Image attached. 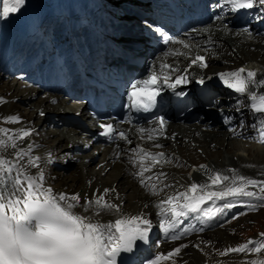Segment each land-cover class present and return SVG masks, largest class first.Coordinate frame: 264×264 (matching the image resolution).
Here are the masks:
<instances>
[{
  "label": "bare ground",
  "instance_id": "obj_1",
  "mask_svg": "<svg viewBox=\"0 0 264 264\" xmlns=\"http://www.w3.org/2000/svg\"><path fill=\"white\" fill-rule=\"evenodd\" d=\"M96 6L98 13L101 14L99 9L103 8L105 4L98 3ZM98 17L95 16V20ZM54 25L58 32L56 36L50 35L49 31L39 32L33 36V46L29 51H26L27 55L21 59L26 62L21 68L17 67L16 75L14 72L12 73V67L6 65V61L11 54L20 57V54L27 49L25 40L8 36L4 42H0V127L9 129V134L31 130L32 134L29 137L24 138L23 141H17V143L18 147L22 148L31 144L30 155L40 157L39 164L41 165L40 170L44 173L45 187H50L56 194L64 193L68 196L79 194L82 203L103 194V190L106 188L115 189L114 193H107L105 199L119 204L121 212L102 215L98 220L107 223L114 222L118 218L128 219L131 216L141 215L160 224L161 221L169 219L170 213L167 210L171 207L162 204L161 201L184 192L187 184L194 177L199 181V184L210 185L209 176L213 174V170H220L222 174L232 176L233 174L229 170L234 169L236 175L264 180V150L259 146L248 144L250 141L248 137L250 135L251 138L253 137L255 129L253 130L250 124L243 125L244 128H229V125H226L227 122L220 116L219 99L214 104L217 107L214 111H204L203 116L198 119L170 122L171 128L166 138L150 141L147 139L148 133L145 134L146 142L162 150L167 160H174L173 153H177L183 158V160L177 161V166L172 167V165L160 162L152 167L151 172L145 173V177L149 176L146 175L147 173H151L150 176L153 179L146 180V183L155 185L154 190L141 186L140 178L134 174L140 170V161L133 159L136 160V163L133 164L131 162L133 160L129 156L125 157L126 152H122L124 157L122 156L120 160H116L114 154H109V152H99L96 161H93L91 159L92 151L97 146L87 149L84 144L77 145L81 140H76V138L81 137V132L77 127L68 124L65 113L63 114L66 107L71 106L69 100L53 91L47 82V72L55 63L53 58L59 49L64 48L61 47V42L66 41L64 39L66 26L62 15L56 16ZM186 36L195 38L187 39L184 42L191 46L190 50H193L194 47L207 48V45H212V48L208 49L211 63L206 70L222 69V73L235 71L239 69L235 65L247 61V59L261 62L264 67V37L248 39L249 35L235 34L234 28L227 25L220 26L218 21H214L210 25H198L197 29L188 31ZM177 47L182 48L184 53L189 50L183 48L181 43H177ZM243 47L247 52L246 55L242 51ZM182 58L184 56H175L177 61ZM56 59L61 62L64 60V56L58 55ZM155 59L158 62L164 60L161 53H158ZM185 60L186 58L183 59L184 62ZM247 67L251 70V66ZM262 78H264V71L258 72L257 80ZM224 85L225 83L220 79L216 87L224 89ZM255 91L264 95V87H257ZM229 98L234 99L233 97ZM79 108H83V106H79ZM52 111L53 113H50ZM78 113L82 120L89 118L83 109H79ZM10 116L19 117V122L5 123L4 119ZM215 120L218 121L215 123L219 124V128L214 127ZM30 138L32 139L30 140ZM158 143H164V146L156 147L155 145ZM201 143L207 144L211 151L203 152L202 150V154H196L194 149L196 146V148H199V145L202 146ZM126 144L129 143L126 141ZM15 151L11 148L6 151L0 149V155L6 159L14 160ZM56 157L61 159L67 157L73 161L76 166L75 170L67 174L70 170L68 164L63 161L57 163ZM27 159L28 157H25L24 160L17 162V165H25ZM148 161L153 164L148 159L143 161L144 165H148ZM188 162L191 164L200 162L206 168L201 167L195 172L188 173L187 167L184 166ZM112 168L113 171L109 172ZM28 172L33 175L38 174L35 168H29ZM161 172L165 175L156 179V175ZM229 183L210 186L206 190L222 191ZM247 190L258 192V189L251 187ZM197 194H202V192L198 191ZM183 202L184 200L181 198L180 203ZM225 202H232L235 206L225 209L222 214H218L212 220L203 218L201 213H194L196 223H192L191 213L180 218L178 226H185L189 223L191 233L185 232L184 239L178 242L164 243L157 248L155 257L171 252L176 247L186 245V247H182L180 254L173 258L186 261L187 264H245L242 256L239 258L236 253L221 256L219 252L218 254L214 252L213 247L221 242L229 244L237 240L234 235L230 234L229 225L225 219L238 214H241L239 215L241 217L246 209L250 208L249 205L261 202L251 198L231 201L213 200L206 202L201 207L220 206ZM94 212L95 206L89 215H94ZM93 222H97V219H94ZM231 247L233 246L230 245L229 248ZM226 249L228 248L226 247Z\"/></svg>",
  "mask_w": 264,
  "mask_h": 264
},
{
  "label": "snow or ice",
  "instance_id": "obj_2",
  "mask_svg": "<svg viewBox=\"0 0 264 264\" xmlns=\"http://www.w3.org/2000/svg\"><path fill=\"white\" fill-rule=\"evenodd\" d=\"M24 3L25 0H5L0 15L7 17L10 13H16ZM257 6H264V0H224L221 10L223 7H230L232 11L251 10ZM163 42L167 44L169 40L164 39ZM172 42L181 43L183 48L189 49L188 53L179 51L170 53L189 59V68L197 65L200 68L208 66L205 56L199 54L192 56L189 44L182 41ZM189 68H185L183 74L177 75L173 80L171 73L181 70L172 64L161 63L158 66L160 75L157 71H152L146 78L132 82L128 95L133 106L147 111L160 95L162 83L171 89L187 83L186 74ZM164 70H167V73ZM219 75L228 88L250 98L251 110L254 113L264 114V95L255 91L257 87H264V78L257 80V71L250 70L246 66ZM199 82L202 84L204 80L201 79ZM4 122L18 123L19 117H7ZM159 123L163 129V118H159ZM261 125V142L264 143V119ZM252 127L255 129L257 125L253 124ZM101 128L104 129L103 135L112 136L114 129L111 124H101ZM9 133V129L0 127V149L16 150L14 160L0 155V264H116V257L121 251H131L137 240L148 239L151 221L141 215L131 216L128 219L118 218L114 222L107 223L98 220L102 215L121 212L119 204L105 199V195L109 192L114 193L115 189L106 188L103 194L82 203L79 194L71 196L64 193L56 194L50 187H45L44 173L40 170V157L30 155L31 144L22 148L18 147L17 143L29 137L32 134L31 130H22L16 134ZM119 138L131 143L124 132H119ZM147 138L150 141L154 139L151 134H148ZM155 146L161 147L159 144ZM131 151L140 161V170L135 175L140 178L141 186L154 190L155 185L146 183V180H151L153 177H145V173L151 172L152 167L159 164L165 154L152 153L140 146ZM25 157H28L26 164L18 166L17 162L24 160ZM145 158L153 162L152 166L144 165ZM131 162L135 164L136 160ZM201 167L206 168L204 165ZM29 168L37 169L38 174H30ZM229 172L233 175L215 172L209 176L210 185L192 183L186 192H180L175 197L161 201L162 204L171 207L167 210L170 213L169 219L161 221L159 226L167 233L176 228L180 224V218L188 213H202L203 218L212 220L218 214H222L225 209L235 206L232 202H225L220 206L201 207L213 200L231 201L251 198L259 200L261 206H264V180L236 175L234 169H230ZM164 175L161 172L156 175V179ZM225 182L230 183L222 191L206 190L210 186ZM249 187L258 189V192L247 190ZM198 191L202 194H197ZM153 194H155L154 191ZM181 198L184 200L183 203H180ZM93 206H95L94 215H89L93 212ZM249 207L255 209L256 205L251 204ZM94 219H97V222H93ZM173 239H179V236H173ZM182 247L186 245L176 247L167 254L157 255L151 264H162L164 261L177 257ZM262 250H264V242L249 240L237 247L225 249L220 252V255L261 253ZM245 264H264V259H251Z\"/></svg>",
  "mask_w": 264,
  "mask_h": 264
},
{
  "label": "rangeland",
  "instance_id": "obj_3",
  "mask_svg": "<svg viewBox=\"0 0 264 264\" xmlns=\"http://www.w3.org/2000/svg\"><path fill=\"white\" fill-rule=\"evenodd\" d=\"M4 3H5V0H1V12L0 13H2ZM7 17H4V20H3L5 22L4 25L3 24H2L3 26L0 25V37H4V31L6 30L7 22H8V18ZM2 33H3V35H1ZM242 51H243V53L245 55L247 54V52L244 49V47L242 48ZM4 82H6V81H4ZM262 119L263 118L260 119L259 117L254 118V122H256V124H257L256 128H257L258 135H260V130H261V127H262V125H261ZM215 122H218V121L215 120L214 123ZM214 127L215 128H219L220 126H219V124L217 125L215 123ZM236 128H238V127H236ZM242 128H244V126ZM257 132L255 130L254 137L252 139H250L248 144L250 143L249 145H251V146L255 145V147L259 146V147H261L264 150V143H262V142L257 140V137H256V135H257L256 133ZM201 144H202V146L199 145V148H196L197 146L195 147L194 150H195L196 154H202V150H203V152L211 151L209 149V147H207L208 146L207 144H205V143H201ZM204 147L207 148V149H205ZM202 148H204V149H202ZM75 168H76V166L74 165L69 171L67 170L68 171L67 174H69L70 172L74 171ZM112 171H113V168L109 172H112ZM258 204H259V206L256 205L255 209H253V208L247 209L246 212L244 213V215H242L241 217L239 216L241 214H238L236 217H231V218H229L227 220V223L229 225L230 234L234 235L237 240L235 242L229 243V244L224 243V242L218 243V245L213 247L214 248V252L216 254H218V252L220 253L223 250H225L226 247L229 248L230 245H232L233 247H237V246H239L241 244L246 243L249 240H252L253 242H256V241L264 242V235H262V234H264V206H261V203H258ZM259 237H260V239H259ZM236 254H237V256L239 258H241V256H242V259L245 262L249 261L251 259H257V260L258 259L261 260V258L264 259V250H262L261 253H251V254H249V253L246 252V253H243V254H241V253H236ZM258 255L259 256L262 255V256L259 257ZM257 257H259V258H257ZM162 264H187V262L186 261L183 262V261H180V260H174V261H169L168 260V261L162 262Z\"/></svg>",
  "mask_w": 264,
  "mask_h": 264
}]
</instances>
